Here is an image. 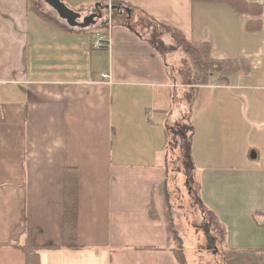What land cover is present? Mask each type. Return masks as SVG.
<instances>
[{"label": "crops", "instance_id": "crops-1", "mask_svg": "<svg viewBox=\"0 0 264 264\" xmlns=\"http://www.w3.org/2000/svg\"><path fill=\"white\" fill-rule=\"evenodd\" d=\"M60 1L80 15L78 22L101 17L71 27L51 8L59 18L51 24L28 8V0H0V264H24L23 245L40 246L39 264H179L167 213L164 126L186 106L172 104L166 58L132 26V17L140 12L170 24L187 41H208L212 55L226 26L195 27L194 14L208 7L227 13L229 7L94 0L71 9ZM248 1L264 6V0ZM101 31L108 44L95 49L94 33ZM260 52L244 46L233 58L258 59ZM192 106L200 201L225 226L228 248L264 249V173L250 168L258 149L249 158L246 144L221 141L226 130L218 125V109L196 116ZM68 169L77 177L73 241L62 239Z\"/></svg>", "mask_w": 264, "mask_h": 264}, {"label": "rangeland", "instance_id": "rangeland-1", "mask_svg": "<svg viewBox=\"0 0 264 264\" xmlns=\"http://www.w3.org/2000/svg\"><path fill=\"white\" fill-rule=\"evenodd\" d=\"M62 1L71 9L87 7L90 3H94V0H77V3L73 5V2L69 0ZM39 2L50 17L59 19L55 12L42 0ZM91 10L94 9L89 8L82 11V16ZM220 10L208 7L206 11L195 13L193 25L198 28L199 26L205 28L209 25H215L214 27L226 26V38H221L215 45L218 50H214L211 55L210 48L209 56L211 59L221 60L213 56H219V50L224 51L225 54L222 56L224 59H237L233 58L237 55V49L244 46L249 51H261V56L258 59L248 60L245 58L247 64L251 65L248 73L229 72L224 73L223 77L215 72L208 75V70L205 71L202 66L201 55L199 56L193 50L189 51L185 44L180 43L179 39L181 38L177 37L171 28L166 27V31L162 26L158 25L157 27L155 25V33H153L154 30L149 27L151 23L147 25L146 21L142 22L143 14L140 12L132 17V26L139 33L146 35L149 40L156 39L157 43L161 41L164 46L170 48L168 52L165 50L163 54L168 64L170 90L172 93L175 91V99H185L193 94L192 109L196 116L198 113L205 112L215 106L218 109V125L221 124L226 130L222 133L220 140L232 139L235 143L246 144L245 146H249V158L252 157L251 153H257V148L260 155L258 158L250 160V168L264 173V17L261 19L262 30L252 33L244 29L245 17L235 14V12L232 13L229 8L227 13ZM102 12L105 15L106 10ZM229 12L233 15L230 16ZM118 14L119 12H112L114 21H121L122 18L118 17ZM151 35L155 36L152 37ZM173 38H177L178 41ZM193 39H196L195 36ZM203 78H205L206 84L195 85ZM183 82L189 83L184 84ZM170 124L173 122L170 121ZM171 145L175 148L170 151L173 155L169 161L171 180L167 213L172 231L176 232V237H180V242L175 241L174 247L177 248L181 243L186 264H220L221 254L224 253L225 249L221 244L217 245L216 248H214L215 246L208 247L206 236L211 235L205 233L201 228V216L196 207L197 202L196 200L192 202L187 193L186 181L178 161V149L175 141ZM184 248L187 254H185Z\"/></svg>", "mask_w": 264, "mask_h": 264}, {"label": "trees", "instance_id": "trees-1", "mask_svg": "<svg viewBox=\"0 0 264 264\" xmlns=\"http://www.w3.org/2000/svg\"><path fill=\"white\" fill-rule=\"evenodd\" d=\"M196 3H212V4H225L233 12L240 15H247L250 18L246 20L244 24V29L248 32L257 33L262 30V20L260 16L263 12V5L256 2H248L246 0H191ZM118 6V5H116ZM120 7V6H119ZM28 8L36 13L39 17L46 20L51 24H57V20L49 16L46 11L43 10L40 5L39 0H28ZM125 8V7H124ZM146 21L147 25L152 27L153 33H155L156 26H162L166 31L167 28H171L172 32L176 36L180 37V43L185 44V47L190 51L193 50L202 57V66L204 70H208V75L217 73L222 76L224 73H248L251 69V65L247 64L245 58L238 59H221L214 60L209 56L210 53V43L205 42H190L184 39L181 33L173 28L170 24L163 21L153 19L152 17L143 14L142 22ZM127 24L128 22H124ZM154 25H153V24ZM156 25V26H155ZM167 27V28H166ZM104 33V31H101ZM152 37L155 35H151ZM178 41L177 38H173ZM150 43L156 48V50L162 55L168 52L170 48L164 46L163 42L159 41L157 43L156 39L149 40ZM192 52V51H191ZM223 77V76H222ZM205 78H203L199 83L195 85H204ZM188 84L189 82H183ZM181 103L187 106L185 111H181L179 116L172 120L173 124L169 125V122L164 126V134L166 137L165 143V154L166 157L169 156V161L171 155L170 151L175 147L171 145L175 141L176 148L178 149L179 162L182 167L183 176L185 177L186 186L188 190V195L192 202L196 200L197 210L201 216V228L207 234L211 236H206L208 247L220 245L224 247L225 251L221 254L220 264H264V249H233L228 248L226 245L227 231L225 226L219 221L214 212L206 208L200 201L199 197V187L198 184L193 180V163L191 155V142L194 134L193 126L190 122V109L193 103L192 96L186 97L185 99L173 98L172 104L175 108L180 107ZM169 198V197H168ZM169 201V199H168ZM168 204V202H167ZM76 208H77V177L73 170L68 169L65 175L64 182V200H63V221H62V239L66 241H73L76 238ZM168 211V207H167ZM150 215L153 218L154 215ZM171 224V223H170ZM173 242H180V237H176V232L172 231ZM55 247V246H51ZM24 255V264H39L38 250L40 246L23 245L19 247ZM174 250L175 256L179 264H186L183 257V246L181 243L176 247L172 248ZM220 251V250H219Z\"/></svg>", "mask_w": 264, "mask_h": 264}, {"label": "water", "instance_id": "water-1", "mask_svg": "<svg viewBox=\"0 0 264 264\" xmlns=\"http://www.w3.org/2000/svg\"><path fill=\"white\" fill-rule=\"evenodd\" d=\"M46 5H48L50 8H52L58 17L65 20L66 23L71 26L75 27L78 26L80 28L87 27L89 24L94 23V17H101V14H90L85 16L82 20V22H78L80 15L78 13L73 12L72 10L68 9L60 0H42ZM106 9H113L114 6H105ZM126 12H128V9H125ZM251 156L254 157V153H251Z\"/></svg>", "mask_w": 264, "mask_h": 264}, {"label": "built area", "instance_id": "built-area-1", "mask_svg": "<svg viewBox=\"0 0 264 264\" xmlns=\"http://www.w3.org/2000/svg\"><path fill=\"white\" fill-rule=\"evenodd\" d=\"M108 44V36L107 33H103V32H95L94 33V40L92 42V47L95 49H104L107 47ZM102 79H106L108 78L107 74H102L101 75ZM264 225V222H263Z\"/></svg>", "mask_w": 264, "mask_h": 264}]
</instances>
